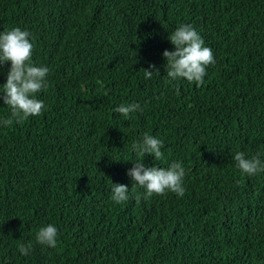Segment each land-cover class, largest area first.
<instances>
[{
    "label": "trees",
    "instance_id": "1",
    "mask_svg": "<svg viewBox=\"0 0 264 264\" xmlns=\"http://www.w3.org/2000/svg\"><path fill=\"white\" fill-rule=\"evenodd\" d=\"M182 24L212 49L202 84L165 79ZM14 27L49 73L42 114L0 125V264H264V172L234 161L264 160V0H0V33ZM151 64L160 75L146 79ZM10 112L0 100V120ZM144 133L164 142L146 166L185 168L182 197L137 203L145 189L127 172ZM112 183L127 201L111 200ZM49 224L56 248L35 239Z\"/></svg>",
    "mask_w": 264,
    "mask_h": 264
},
{
    "label": "clouds",
    "instance_id": "2",
    "mask_svg": "<svg viewBox=\"0 0 264 264\" xmlns=\"http://www.w3.org/2000/svg\"><path fill=\"white\" fill-rule=\"evenodd\" d=\"M168 40L174 45V50H165L163 58L166 60L165 79L168 82L186 79L189 82L202 84L207 75L206 69L215 64L212 49L204 46L205 41L190 25H180L168 36ZM34 45L30 42V33L20 27H14L0 33V68L10 63L7 72L6 83L0 86V100L10 109V115L0 120V125L9 127L15 121L22 123L32 116L42 114L45 104L36 96L47 88L46 77L49 73L47 67H38L32 63ZM146 79H152L153 74L160 75L155 64L149 69H142ZM176 94H180L179 85ZM115 112L128 117L130 113L142 111L140 104H121L114 109ZM164 142L149 133H144L142 139L134 141L132 151L136 153L138 160L127 172L132 179V190L136 186L145 189L144 193L136 194L137 203L141 198L149 199L153 195H165L167 192L175 193L182 197L185 193L184 178L186 175L182 163L174 162L167 168L148 167L145 165V156H153L155 160L164 157L162 151ZM236 167L247 176H254L264 172V160L259 153L250 158L243 151L234 154ZM129 188L123 184L112 183L111 200L117 204L128 200ZM58 229L54 225L39 228L36 233V241L40 245L50 248L57 247ZM32 248V243L20 244L19 251L27 256Z\"/></svg>",
    "mask_w": 264,
    "mask_h": 264
}]
</instances>
